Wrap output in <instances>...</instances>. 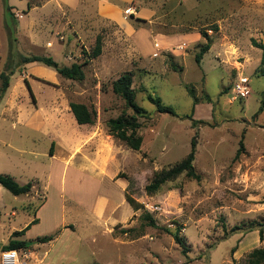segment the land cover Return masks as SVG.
Listing matches in <instances>:
<instances>
[{
    "label": "rangeland",
    "instance_id": "374dc122",
    "mask_svg": "<svg viewBox=\"0 0 264 264\" xmlns=\"http://www.w3.org/2000/svg\"><path fill=\"white\" fill-rule=\"evenodd\" d=\"M8 5L11 16L0 0V95L1 74L10 82L0 98V175L33 189L15 196L0 185V257L12 240L32 244L20 250L26 264H242L264 247V76L261 50L252 44L264 41V0ZM202 31L211 49L197 64ZM98 37L102 54L84 66L82 82L21 62L44 56L82 64ZM126 73L146 111L139 151L107 128L110 119L133 115L112 88ZM149 96L176 116L159 113ZM71 103L95 111L94 125H79ZM194 137L201 181L181 175L148 194L154 174L184 160ZM241 141L245 151L234 160ZM146 212L158 229L142 220ZM34 219L25 235L15 234ZM40 237L53 240L38 243Z\"/></svg>",
    "mask_w": 264,
    "mask_h": 264
},
{
    "label": "trees",
    "instance_id": "16d2710c",
    "mask_svg": "<svg viewBox=\"0 0 264 264\" xmlns=\"http://www.w3.org/2000/svg\"><path fill=\"white\" fill-rule=\"evenodd\" d=\"M5 4L8 14L11 16V7L8 5V0H5ZM201 34L204 38H206V43L200 48V51L195 56V62L197 64L201 63L204 55L207 54L211 49V40L208 33L202 31ZM252 44L255 48L261 50V64L258 69V72H260L261 75L264 76V41L259 43L255 40H252ZM82 54L85 59L84 63H74L71 66H61L53 58L44 56L21 57V62L23 64L41 62L51 68H54L63 78L72 81L82 82L85 80V72L83 69L84 66H86L90 61L98 58L102 54L101 38H97L96 44L90 52L84 50ZM171 67L176 70V67L173 63L171 64ZM1 78L3 83L0 98L5 95L10 85L9 76L7 74H1ZM132 84L133 76L131 73H126L113 82V92L125 102L126 107L128 109H131L133 111V115H127L123 113L118 118L110 119L107 122V128L109 130L110 135L123 142L129 149L139 151L143 143L142 137L139 134V130L142 128V123L139 122V118L143 117L146 114V111L136 103V96L132 88ZM149 100L156 105L157 111L159 113H168L176 116V113L174 112L172 107L166 106L162 102L161 98L149 96ZM263 108L264 104L260 111H262ZM70 109L79 125H94L95 120L97 118V114L95 111L90 110L86 105L80 103H71ZM202 123L204 122L193 120V124ZM53 146L54 143L52 144L51 149L53 148ZM196 147L197 138L194 137L192 140L191 150L187 157L170 169L157 171L154 174L152 181L146 186V192L148 194H156L158 191H160L162 186L176 180L181 175H185L187 178L195 181H201V176L197 173L194 166ZM244 151V143L243 141H241L240 148L238 149L234 160H238ZM0 185L15 196L28 194L33 189L32 183L22 186L18 184L14 180V178L8 175H0ZM126 201L135 211L140 210L143 206L142 204L138 203L134 198H132L129 194L126 195ZM142 220L149 227L155 229L159 228L154 217L149 212L144 213V215L142 216ZM38 222L39 219H34L24 230L15 234L25 235L26 232H28L32 228V226L36 225ZM163 230L169 232L167 229ZM130 231L131 230L124 229L123 231H121V234H127ZM259 232L261 240H264V226H261ZM173 237L177 244L181 247L182 253L184 255H187L189 252V246L187 245L183 237L180 236L178 230L173 234ZM37 240L38 243H48L53 240V237H40ZM31 245L32 244L27 241L12 240L6 247H4V250L20 251L28 249L29 247H31ZM92 264L100 263L95 262ZM242 264H264V247L254 249L248 255L246 261Z\"/></svg>",
    "mask_w": 264,
    "mask_h": 264
},
{
    "label": "built area",
    "instance_id": "2783aa9c",
    "mask_svg": "<svg viewBox=\"0 0 264 264\" xmlns=\"http://www.w3.org/2000/svg\"><path fill=\"white\" fill-rule=\"evenodd\" d=\"M0 264H26L17 250H6L1 252Z\"/></svg>",
    "mask_w": 264,
    "mask_h": 264
}]
</instances>
